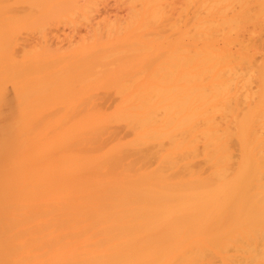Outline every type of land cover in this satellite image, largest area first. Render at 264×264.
<instances>
[{
	"label": "bare ground",
	"instance_id": "bare-ground-1",
	"mask_svg": "<svg viewBox=\"0 0 264 264\" xmlns=\"http://www.w3.org/2000/svg\"><path fill=\"white\" fill-rule=\"evenodd\" d=\"M6 1L8 0H0V264H264V96L262 98L263 87L258 94L254 85L259 81L256 80L258 67L260 66L261 72L262 67L258 65L260 60L255 62V48L260 41L255 43L257 46L254 45L258 36L254 35L253 30L259 23H255V9L260 11L264 4L259 2L262 6L257 3L256 8L255 0H187L188 3L184 0L185 8L188 6L186 9H189V21L185 25L180 24L187 20L184 18L187 14L182 15L183 21L180 23L181 18L176 17L182 11H187L182 10L177 16L178 11L172 10L176 16L172 14L171 17L177 19L176 23L172 22L174 38L168 36L172 56L176 59V62L173 60L175 64L172 65V73L174 77L178 73L180 88L183 86L180 82L183 83L187 76L189 78L186 79L189 93L188 96L185 95L188 97V162L187 177L180 179L178 186L173 183L170 187L164 184L165 187L159 184L128 185L129 182L138 181L120 174L102 175L88 171L92 169L95 157L90 158L87 154L95 152V149L90 147L94 151L90 150L89 153L86 148L84 150L87 151H83L88 153L81 156L78 151H82V146L78 144V140V143H74L70 139L73 133L71 128L64 132L66 146L76 151V156L71 158L74 161H69L74 169L70 178L63 181L52 178V173L55 174L53 177L58 175L53 169V163L51 169V165L46 167L50 172L44 171L50 175L53 169L51 178L47 173H44L46 175L43 178L42 169L48 166L42 164L47 160L45 156H42V165L39 163L42 171L31 164L37 158L31 161L29 165L32 167L28 165L27 169L30 156L23 153L25 149L22 150V137L28 133L34 134L33 127L41 128V122L49 130L57 124V121L53 122L48 118L57 111L52 112L50 104L55 93L53 79L59 67V62H55L60 58L51 59L46 52L47 58L38 63L40 76L47 70V63L50 67L46 83L41 81L46 90L43 88L42 92L35 95L31 44L27 41L25 44L18 43L22 33L17 32L20 39L13 36L16 33L13 23L26 22L25 25H28L27 20L31 23L30 9L41 5L43 0L35 6L33 0L25 1L21 6L27 5V13L22 11L25 6L23 9H13L14 2L10 5V1L8 4ZM56 1L55 8L58 7L61 11L66 10L67 2L70 3V0ZM97 1L99 0L88 1L87 7L83 8L87 9L91 2ZM127 1L131 2V6L133 3L137 6L140 2ZM141 1L138 8L142 9L134 7L130 11L151 9V0ZM26 2H30V5ZM74 2L81 9L83 3ZM119 2L121 4L120 0ZM158 2L157 0L155 4ZM18 4L20 3L16 5ZM158 5L161 10L165 9L162 6L164 4ZM46 6L42 9L48 7ZM94 6L88 9L92 13H95ZM99 9L96 12H102ZM13 10H17V13L20 10L22 13L19 11L16 16ZM106 12H109L108 7L104 8V13ZM156 13L157 11L154 17ZM261 14L263 18V11ZM263 24L260 22L258 25L264 27ZM23 25L21 24V29L25 27ZM179 25L186 27V33L189 25V43L186 42L189 46L188 53V48L183 46L185 31ZM12 36L14 41H20L13 43ZM180 44L181 54L184 51L189 54L188 63L187 57L179 56ZM20 45L21 48L18 47ZM262 52L264 56V51ZM83 53L73 50L62 61L67 60L66 67L71 71L80 68L84 70L86 63L92 59ZM182 59L188 65L186 72ZM253 63L258 65L255 66L256 69ZM262 73L263 77L264 72ZM40 76L41 80L43 77ZM117 93L119 97L127 92L122 90ZM144 93L141 91L139 96L138 93L134 94L137 99ZM147 93L149 94L148 91ZM135 95L131 98H135ZM145 96L146 94L143 95ZM131 98L129 101H134ZM110 100L108 98L106 104ZM139 100L140 98L137 101ZM147 100L150 101L148 98ZM33 101L37 110L42 111V121L29 129L34 131L28 130V133L21 136L23 117L26 119L23 102L32 115L36 112L31 108ZM146 101L139 104L141 106L133 107L145 109L144 106L150 105L149 102L143 105ZM29 113H25L28 118ZM142 119L137 118L138 122L134 119L132 123L129 121L128 126H132L134 122L137 124L134 128H140L143 123L144 128L149 122L147 118ZM45 126L37 135L38 138H45ZM120 134L121 130H115L114 139L121 138ZM88 141L92 143L90 139L87 140L85 147L90 144ZM24 142L27 144V141ZM109 142L110 140L107 143ZM39 158L41 157H38L39 161L42 160ZM48 158L52 160V156ZM30 168L31 171L33 168L37 169L42 177L32 179L35 174V177L39 174L36 171L34 175L29 173Z\"/></svg>",
	"mask_w": 264,
	"mask_h": 264
},
{
	"label": "rangeland",
	"instance_id": "rangeland-1",
	"mask_svg": "<svg viewBox=\"0 0 264 264\" xmlns=\"http://www.w3.org/2000/svg\"><path fill=\"white\" fill-rule=\"evenodd\" d=\"M8 1H10V5L14 2L13 9H20L22 7L21 5H23V3L28 0ZM8 1H6V4H8ZM33 1L34 2L32 3L35 6L37 3L40 4L39 1L41 0ZM43 1L41 2V5H38V7L40 6L39 9L37 6V9H34L33 7L32 10L30 9L31 12H34L31 14V12L29 11L30 15L32 16V21H30L31 23H28L27 20V24H30L29 26L25 25L26 20L24 21L25 23H18V21H16L18 24L13 23V29L16 30L14 31L16 33H14L15 35H12L19 38L17 32L22 33V35H20L21 39L19 38L21 41L15 38L16 40L20 41L18 43L22 42L23 44H25L24 42L27 41L31 44L34 68L32 80L35 95L39 92H42L41 90L44 87L42 86L41 81L46 83L47 74L50 67V64L48 63L45 65L47 70H45V72L41 75L43 78L40 80L38 63H40L42 59L44 60L47 58L46 52L49 53L51 59L58 57L60 58L57 62H55L56 64H58L59 62V67L53 79L55 83V93L53 94V102L50 104V106H52L50 110H52V112H55L57 109V111L55 112L54 116L48 118L53 122L57 121L58 125L56 124L54 128H51V130H49V128H46V126L41 124V122L40 125L42 126L41 128H39L40 126L37 127L39 129L38 130L34 125L36 124L38 126V121H42V111L37 110L36 103H34L33 101L31 108L33 109L32 111H34L35 109L36 112L34 111L31 115V112L29 111L30 109L27 110V108L24 107L25 104L23 102V112L26 119H24L23 117V120L25 122H22L21 126H24L21 128L20 134L22 136L23 133H28L30 131L29 129H31L33 126V128H35L34 134H32V132V135H29L30 133H28L26 134L27 136L25 135L22 137L23 144L26 145L25 147L24 145H22V150H26H24L23 153L31 157H29V159L28 156H26L29 162L26 166L27 169L29 168L28 165L33 159L35 160L37 158V161L38 157H41L39 159H42V156H45L44 158H47V160H44L48 161V159L51 158H48V156H52L53 161L49 159L51 164H49V161L43 162V159L40 161L38 160V163L34 161L31 164L36 168H40V162H43V165L48 164V166H44L45 168L42 169L43 171L41 170L42 167L38 169L39 171H42V176L46 175L44 173L50 172L48 169H46V167L49 168V166L51 165V169L52 165L54 164L55 166L53 165V169L57 171L58 177H53V175L55 174L52 173V171L54 172V170L52 169V175L50 173L52 178H55L58 181H63V179L70 178L74 169L71 168L73 165H71L69 161H74L71 158L76 156V151L66 146L67 139L64 132L68 128H71L73 133L70 139H72L74 143L79 142L78 144L82 146V151L86 148L89 149L88 152L90 150L94 151L95 149V152H89L90 154H87L88 152L86 153L88 156H90V158L95 157V159L93 158V167L88 171H92L93 173L102 175L112 173L120 174L126 176L127 178L136 179L138 181L129 182L128 185L144 184L143 186H148L152 184H159L163 186L165 184L169 185L168 187H170L174 183L173 185L178 186L180 184L179 180L187 177L186 165L188 162V142L186 132V101L188 100V97L186 98L185 95L189 93V89L186 83L189 78L187 75H185L188 79L186 78V80L184 77L185 81L183 83L182 81L180 82V84L183 85L181 86V89L179 87L180 79L178 77V73L176 77H174L173 74L174 67L172 65L174 62H176V59H174V56H172L173 51L170 45L171 41L169 42L168 36H170V38L173 36L174 38V35L172 34L173 32L175 33V30L173 29L174 27L172 28V22H175V20L177 19L174 20L171 17L172 14V16H178L180 14V11L184 10L185 12L186 10L187 13H183L182 11V13L176 18L179 19L183 14H187L186 16L184 15V18L187 19L186 21H183V18L178 21L179 23L183 21V23L181 22L180 25H185V23L188 24L187 21H189V17L187 16L189 14V9H186L188 8V6L185 8V3L183 4L184 0H161V2L160 0H158L159 2L157 3V5L160 4L161 6L162 4H164L162 6L163 8L165 6V9H167L166 12L165 9L161 10V7H157V5L155 4L157 0H154L156 1L155 3L153 2V0H151V9L148 8V11L150 13L147 11V9L139 11L140 9H142L141 4V8H138L139 3L142 2L141 0L139 3L137 2V6H135L136 3H133L131 6V2L127 0H124L126 5L122 4V0H120L121 4L120 2L118 3V0H103V3H101L102 1L99 0L97 1L98 4H96L97 2H91V7L92 5H95L93 7L95 13L90 12L92 11L91 9L90 11L88 10L89 8H91L90 6L85 9L87 7V2L91 0H87V2L84 0H65V2H70H67L65 4V6H68L66 7L67 11L58 10V7L55 8L57 3L56 0ZM74 1H80L81 3H83V6L81 5L82 7L80 6V8H85H83L82 10L79 9V5L78 7H76V3ZM15 2L16 4H20L16 5ZM51 2L52 4H49ZM73 2L75 4H73ZM167 2L169 3L167 4ZM185 2L188 3L187 0H185ZM255 2V6H257V3L259 4V2H262L264 4V0H255ZM26 3H28V6L30 5V2ZM127 4L130 6V8L129 6H127ZM42 5H47L48 7L46 6L47 8L44 7L42 9ZM24 6V9L22 7L23 10H21L23 12H26L25 8L28 9V7L26 4H24ZM125 6H127L128 9H126ZM259 6H262V4H259ZM105 7H108L109 12L104 13ZM134 7L139 10H136L137 12H133L135 10L130 11V9H134ZM98 8H100L99 10H101L102 12H96ZM256 8H258V6ZM263 8H260V11L257 9V11L261 13L263 11L264 13ZM152 10H154V12ZM172 10L178 11L176 15L174 12H172ZM155 11H157V13L154 17L153 15ZM158 11H160L159 14ZM257 11L255 9V23H264V17L262 18V14H258L259 12ZM145 12L148 13L146 14ZM16 13L17 10L14 11L15 15ZM18 13L17 15H19ZM20 13L22 12L20 11ZM165 15H167V17ZM29 20L31 19L29 18ZM21 24H24L23 26H25L23 29H21ZM258 24L256 27V31H258V28L260 29L258 32L255 31V26L253 27L254 35L258 36V38L257 36H255L257 40H254V45H256L259 41L261 42H259L258 44V46H260L258 47L256 45L257 48H255V59L256 57L258 59H256L255 62H259L260 60V63H258V65H261L262 72H264V56L262 54V51H264V30L261 29H264V27H260L261 24L260 26ZM19 25L20 28L18 29ZM184 27L185 26L181 27L185 31V43H183V46L185 47V49L186 47L188 48V53L189 46L186 42L189 40L188 38L190 35L188 31L189 25L187 27V33L186 27ZM165 30H168L170 32ZM165 33H167V35ZM187 34L189 35L187 36ZM260 34L263 36H260ZM13 36L11 38H13L14 43L16 42V40L14 41ZM261 37L263 39H261ZM85 39L88 43L85 41ZM12 46H14L15 49V45L13 44ZM21 46L22 45L18 47L21 48ZM180 46L181 44L179 45V56L187 57L188 63L189 54H187L185 51L181 54ZM73 50L77 52L83 51L84 56L88 54L87 57H89V59H92V61L86 63V68L84 70H80V68L71 71V69L66 67L67 60L64 59V61H62L65 55ZM258 51L260 52L258 53ZM20 52H18V54ZM182 60L184 63L183 69L184 72H186V69H188V65L185 64V59ZM254 63V68L255 66L258 67V65ZM259 67L258 72L260 71V73L257 72L256 74V77L259 78H256V80L259 81H257V83L255 82L254 85L255 90L258 92V94L260 92L259 90L263 87V90L261 91L263 98L264 75L262 77L261 74L263 73L261 72ZM256 84L259 85L257 86ZM183 88L186 91L183 90ZM122 90L123 92L125 91L127 93H124L122 96L119 95L118 97L117 94L119 93H117V91L122 92ZM141 91L142 93L145 92L144 94L150 97H143L144 94H140L143 98L137 97L136 99V95L134 93H138L137 96H139V93H141ZM147 91L149 92V94L147 93ZM134 95L135 98H131ZM108 98H111V100L109 104H106V100ZM130 98L134 100L132 101L133 103L130 102ZM138 98H140V100L142 98V100L137 101ZM147 98L150 101H148ZM143 99L144 101L147 100L145 103H143V105H146V103L149 102L151 106H144L145 109L141 108V110L140 108L138 109L137 107H133L141 106V103L144 102ZM127 101H129V104ZM125 102L127 103L123 104ZM55 103L57 104V106ZM26 110L27 112H25ZM25 113H29L30 117L28 118ZM128 113L130 115H134V117H130ZM137 118H147L149 123H146L148 125L145 123L146 125H144L143 128L142 123V126L139 125L140 128L138 127V129L137 127L134 128V126H136L137 124L135 123V125L133 122V125L131 124L132 126L129 127L128 125L132 123L131 121L135 119L134 121L136 122ZM44 126L47 129V134L44 139H41L40 137L38 138L37 135L41 133ZM141 127L143 130L141 129ZM133 129L137 130H134V132ZM115 130H121V138L114 139V137L116 136ZM89 139L92 143L94 141L95 144H97L94 145L93 143L92 145V143L88 141L90 144L85 147L86 141ZM109 140L112 143H107ZM24 141H27V144H25ZM102 143L103 146H100V144ZM90 147L94 149L92 150ZM99 147H101V149H98ZM46 149L48 154L50 153L51 155H48L47 152H45ZM82 151L80 150L78 151V153L81 156L83 154L86 155L84 151L87 150H84L83 152ZM32 153H34L35 155ZM38 153H41V155H39ZM32 165L29 166L32 167ZM31 170L32 168H30L28 172H32L33 174L37 169L34 170L33 168V171ZM36 173L37 175L39 174L37 177H35L36 174H33L34 176H29H33L32 179L38 178L39 176L42 177L40 174L41 172L36 171ZM50 175L47 173V176L50 177ZM93 177L95 178V174H93ZM43 178H45V176ZM168 187L167 190H169ZM170 193H172L171 190Z\"/></svg>",
	"mask_w": 264,
	"mask_h": 264
}]
</instances>
